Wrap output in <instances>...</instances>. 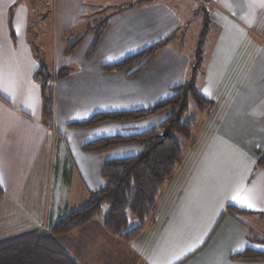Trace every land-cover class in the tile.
Returning <instances> with one entry per match:
<instances>
[{
	"label": "crops",
	"instance_id": "obj_1",
	"mask_svg": "<svg viewBox=\"0 0 264 264\" xmlns=\"http://www.w3.org/2000/svg\"><path fill=\"white\" fill-rule=\"evenodd\" d=\"M137 1L55 0L45 24L32 18L31 6L0 0V241L50 233L105 185L107 160L141 152L136 143L86 150L87 143L136 134L160 124L170 110L136 121L79 123L96 113L150 107L191 79L197 44L193 55L184 48L186 16L168 0ZM208 1L205 60L195 82L212 110L200 116L191 148L137 238L110 235L101 218L58 238L78 264H264L235 256L247 248L264 253V0ZM93 11L96 16L86 19ZM97 11H109V20L92 52L95 31L65 56L64 33L99 19ZM32 35L51 43L55 71L74 70L54 83L50 124L35 79L41 61L29 45ZM164 39L167 44L133 73L101 70ZM245 196L254 207L238 202ZM230 205L243 211L233 215Z\"/></svg>",
	"mask_w": 264,
	"mask_h": 264
},
{
	"label": "trees",
	"instance_id": "obj_2",
	"mask_svg": "<svg viewBox=\"0 0 264 264\" xmlns=\"http://www.w3.org/2000/svg\"><path fill=\"white\" fill-rule=\"evenodd\" d=\"M117 9L116 12L122 11ZM203 29L198 38L195 61L191 67V79L174 88V93L156 104L135 110L96 113L78 126H91L106 120L119 122L136 121L164 109L170 114L160 124L130 136L115 135L95 139L85 146L86 150H102L109 146L136 143L140 145L138 155L107 160L102 168L105 185L92 192L87 202L59 218L50 233L34 231L13 239L0 241V264H78L60 245L58 238L82 228L99 217L102 205L110 203L108 213L103 219L105 230L112 236L125 241L137 238L154 218L159 199L169 180L182 164L186 146L193 144L195 131L202 114H209L213 102L205 97L197 87L195 78L205 60L206 37L210 28V13L203 6ZM109 18L102 17L84 25L82 31L68 30L64 33V55L71 56L92 31L96 32L91 52L107 27ZM167 39L151 45L124 59L101 67L104 73L111 71H130L133 73L143 67L157 52L167 44ZM71 67H62L55 71L53 67L41 62L35 72V79L41 86L43 94V116L50 124L54 116V83L73 72ZM194 104V112L192 111ZM169 131L161 141V136ZM264 163V156L259 164ZM3 189L0 184V201ZM227 211L233 215L243 210L230 205ZM129 215H134L138 225L128 228ZM264 217V214H260ZM259 240V239H256ZM239 258H263L264 253L247 248L235 255Z\"/></svg>",
	"mask_w": 264,
	"mask_h": 264
},
{
	"label": "rangeland",
	"instance_id": "obj_3",
	"mask_svg": "<svg viewBox=\"0 0 264 264\" xmlns=\"http://www.w3.org/2000/svg\"><path fill=\"white\" fill-rule=\"evenodd\" d=\"M55 0H19V2H22L24 4H27L28 6H31V9L33 10L32 18L34 20L38 19H44L47 20V15L50 14L51 9L54 5ZM136 1V0H133ZM169 3L172 2V5L175 6L179 12H181L183 15H185L187 21L190 22L188 25V35L187 40L185 42L184 48L188 51H190V54L193 52V47L196 46L198 38L200 36V33L203 29V7L202 6H209L208 0H168ZM155 3H161V4H167V0H138L136 4H139L141 6L145 5H151ZM171 4V3H170ZM16 6V4H15ZM16 9H13V15L15 13ZM95 11L92 12V15L90 17H85L86 19L94 18L96 15L94 14ZM100 12V17H105L109 11H97ZM99 17V18H100ZM45 24H48V21L45 22ZM84 26H77L73 27L72 31H83ZM38 36L32 35L30 36L29 45L31 46V49L33 53L35 54L36 58L39 59L41 62L49 65L52 67V57H53V49L51 46V43L48 40H38ZM192 111L194 112V104H192ZM186 146V152L191 148L192 143L191 142H185ZM110 208V203L105 202L102 205L101 211L99 213V217L102 219L106 216ZM244 219L246 224H250L247 218L242 217ZM138 225V220L134 215H129V225L128 228H132ZM262 234L264 235V230L262 231ZM262 236V235H261Z\"/></svg>",
	"mask_w": 264,
	"mask_h": 264
},
{
	"label": "snow or ice",
	"instance_id": "obj_4",
	"mask_svg": "<svg viewBox=\"0 0 264 264\" xmlns=\"http://www.w3.org/2000/svg\"><path fill=\"white\" fill-rule=\"evenodd\" d=\"M239 196V194H238ZM238 197H233V199H237ZM238 202L242 205V206H246L249 208L254 207V204L251 202V200L245 196L243 199H239Z\"/></svg>",
	"mask_w": 264,
	"mask_h": 264
},
{
	"label": "water",
	"instance_id": "obj_5",
	"mask_svg": "<svg viewBox=\"0 0 264 264\" xmlns=\"http://www.w3.org/2000/svg\"><path fill=\"white\" fill-rule=\"evenodd\" d=\"M169 134V131H165V133L161 136V141L160 142H163L164 139L168 136Z\"/></svg>",
	"mask_w": 264,
	"mask_h": 264
}]
</instances>
